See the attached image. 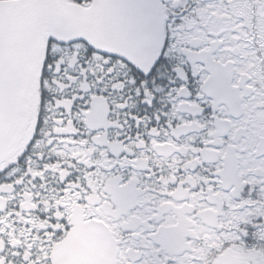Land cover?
<instances>
[{
    "label": "snow or ice",
    "instance_id": "1",
    "mask_svg": "<svg viewBox=\"0 0 264 264\" xmlns=\"http://www.w3.org/2000/svg\"><path fill=\"white\" fill-rule=\"evenodd\" d=\"M0 264H264V0H0Z\"/></svg>",
    "mask_w": 264,
    "mask_h": 264
}]
</instances>
